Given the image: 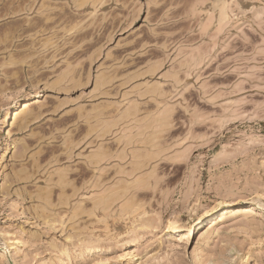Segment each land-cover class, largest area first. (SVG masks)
<instances>
[{
	"label": "rangeland",
	"instance_id": "1",
	"mask_svg": "<svg viewBox=\"0 0 264 264\" xmlns=\"http://www.w3.org/2000/svg\"><path fill=\"white\" fill-rule=\"evenodd\" d=\"M0 264H264V0H0Z\"/></svg>",
	"mask_w": 264,
	"mask_h": 264
},
{
	"label": "bare ground",
	"instance_id": "2",
	"mask_svg": "<svg viewBox=\"0 0 264 264\" xmlns=\"http://www.w3.org/2000/svg\"><path fill=\"white\" fill-rule=\"evenodd\" d=\"M27 106H28V104H24L22 106V108H20L17 112H15V115H14L15 118L16 117L17 118L18 117L20 118L21 117V114L25 111V109H26ZM234 205H236V206H238V205L240 206L241 205V208L243 209V211L249 212V213L252 212L253 209L261 208V206L257 202H254V201H238ZM228 207H230L228 204L223 203V204L220 205L219 208L215 209V211L213 209V210H210V211L203 212L199 217H197L196 219L193 220V222L196 221L194 223L193 227H195V226H197L199 224H203L204 222L210 220L215 215V213H217L219 210L226 209ZM169 233L172 236L179 235L180 228L176 224H170V226H169Z\"/></svg>",
	"mask_w": 264,
	"mask_h": 264
}]
</instances>
